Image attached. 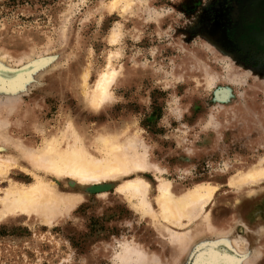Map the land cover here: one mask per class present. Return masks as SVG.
<instances>
[{"label": "rangeland", "instance_id": "obj_1", "mask_svg": "<svg viewBox=\"0 0 264 264\" xmlns=\"http://www.w3.org/2000/svg\"><path fill=\"white\" fill-rule=\"evenodd\" d=\"M260 1L131 0L121 11L111 0H0V68L9 72L4 79L18 77L13 93L28 112L21 118L0 110V136L7 138H0V158L16 156L0 176V195L40 175L59 195L74 197L50 221L2 212L0 264H205L210 253L218 264H264V179L230 183L264 159V43L251 34ZM110 55L120 74L111 98L94 108L86 93ZM222 90L229 93L219 99ZM6 100L0 92V107ZM67 122L87 146L97 134L135 137L154 168L83 185L42 174L17 143L40 147ZM138 176L149 183L154 209L161 183L179 193L214 185L198 219L237 220L239 250L211 230L172 249L136 210V198L116 190ZM195 221L183 229L161 219L181 233ZM128 245L146 256L130 261L122 255Z\"/></svg>", "mask_w": 264, "mask_h": 264}, {"label": "bare ground", "instance_id": "obj_2", "mask_svg": "<svg viewBox=\"0 0 264 264\" xmlns=\"http://www.w3.org/2000/svg\"><path fill=\"white\" fill-rule=\"evenodd\" d=\"M130 1L131 0H111L109 6L113 9L117 4H120V9L123 11L130 6ZM116 34L114 32L111 33L112 40L116 39ZM111 57L112 55L108 57L107 65L100 71L93 87L86 93V102H88L91 107L96 108L107 98H111V86H113L112 84L116 77L120 74L119 68H121L119 67L117 69L113 67L110 60ZM2 58L4 59V56ZM8 73L9 72L0 68V92L6 93L7 98L4 103H1L4 105L0 107V110L5 111L7 116L13 112L20 111L22 114L21 118H25L28 116L27 109L22 108L20 101L16 100L13 93L15 90L13 89L14 85L12 83H15L18 77L13 80L4 79L3 76H6ZM22 74H24V72ZM85 79L84 77V80ZM228 93V90H222L218 93L217 98H226ZM2 126L4 125L0 124V127ZM71 126L69 122L65 123L60 134L56 135L54 133V136H49L46 140H43L40 147L34 145H32V147H24L19 142L17 146H19L21 153H24L31 165L36 170L43 172L42 174H51L56 178L69 177L71 180L75 179L82 185L115 180L123 176H131V174L135 172L144 173L146 170L154 168L153 164L147 161V155L145 156L146 152L138 151L135 137L127 135L128 137L125 136L122 139L116 135L117 133L97 134L93 136L94 145L87 146V144L73 132ZM0 138L7 140L5 135H1ZM15 160L16 156L9 152L8 154L6 153L5 159L0 158V176L6 173L8 168L7 162ZM35 176L36 181L27 187L19 184V186L10 184L5 188L4 194L0 195V214L7 211L26 212L28 215H37L43 218L44 221H50L58 212H61L58 210L61 204L74 201L73 196L64 197L59 195L54 184L50 180H44V177L40 175ZM258 179H264V159L251 167L246 166L242 168V170L238 171L237 174L231 178L230 183L245 185L246 183L256 182ZM71 180L70 182L73 183ZM214 189L215 186L212 184H199L192 189H187L179 193L174 190L170 181L164 182L157 186V195L155 198L156 207L154 209V206L149 200V183L142 176L122 181V183L118 184L116 187L118 192L130 193L132 197L136 198V210H139L140 213L147 217L148 221L152 223L159 234H161L160 236L169 237L172 249L175 251H180L188 240L190 242L194 241L195 238L199 237L205 230H211L220 241L234 245V247L239 250L233 238L237 230L242 228L237 220L213 219L210 221L208 218L198 219L201 205L210 197ZM236 216L238 220L248 222L242 214H236ZM183 218H186V222L182 221ZM161 219L166 220L171 225L181 226L183 229L193 220L197 219V221H195L193 229L181 233V231L178 232L173 230L169 226H164ZM135 245L125 246L123 250L124 254L122 255L127 257L130 261L142 259L143 256H146L144 248L140 249L139 246L136 247ZM131 252H140L142 256L133 258ZM221 261L222 259L218 256L210 253L206 258L205 264H218Z\"/></svg>", "mask_w": 264, "mask_h": 264}, {"label": "flooded vegetation", "instance_id": "obj_3", "mask_svg": "<svg viewBox=\"0 0 264 264\" xmlns=\"http://www.w3.org/2000/svg\"><path fill=\"white\" fill-rule=\"evenodd\" d=\"M261 2H264V1L261 0L259 2V12L254 14L255 21L257 23V27H256L257 32L254 33L251 31V34H253L255 38L259 40V43L260 42L264 43V38H263L264 37V3L260 4ZM250 10L253 11L252 9Z\"/></svg>", "mask_w": 264, "mask_h": 264}]
</instances>
